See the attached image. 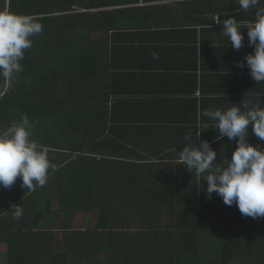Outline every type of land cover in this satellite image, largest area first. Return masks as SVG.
<instances>
[{
	"label": "trees",
	"instance_id": "1",
	"mask_svg": "<svg viewBox=\"0 0 264 264\" xmlns=\"http://www.w3.org/2000/svg\"><path fill=\"white\" fill-rule=\"evenodd\" d=\"M159 1L0 0V11L43 25L15 85L4 91L0 82V131L26 114L37 122L33 138L50 148L59 169L44 187L29 191L19 178L11 186L15 199L0 217L11 221L14 205L24 215L17 230L0 232L7 264H264V217L243 216L215 193L208 198L207 182L194 172L99 151L106 143L99 137L116 131L106 123L111 92L100 87L111 38L145 28V9L135 7ZM249 143L264 149L255 135ZM224 157L231 159L217 160ZM56 214L96 218L84 232L56 235L42 222Z\"/></svg>",
	"mask_w": 264,
	"mask_h": 264
},
{
	"label": "crops",
	"instance_id": "2",
	"mask_svg": "<svg viewBox=\"0 0 264 264\" xmlns=\"http://www.w3.org/2000/svg\"><path fill=\"white\" fill-rule=\"evenodd\" d=\"M192 1L205 3L189 4ZM233 1L161 0L135 7L145 9L142 22L146 27L111 38L109 72L100 87L111 92L106 123L116 131L110 134L109 129L99 137V144L106 140L105 146L99 145L100 152L113 148L114 156L124 155L129 162L161 169L174 167L175 171L185 173L186 168L176 161L187 144L184 138L190 129L189 139L195 146H199L200 140H207L217 158L232 155L236 141L229 142L227 137L217 139L214 122L203 117L202 112L240 106L245 97L253 102L259 100V106L264 107V83L251 78L246 64L243 68L237 66L253 52L248 29H241L244 38L239 50L221 33L225 19L246 23L254 18V10L246 12ZM154 52L158 59L153 58ZM248 131L250 138L251 126ZM88 149L85 154H90ZM10 195L11 187H0V211L15 199ZM55 203L53 211L58 209ZM95 218L94 214L74 218L56 214L44 217L42 222L51 228L47 232L61 235L91 229ZM7 220L0 217L1 234L13 232L21 225V219ZM0 252L2 263L7 264L5 244Z\"/></svg>",
	"mask_w": 264,
	"mask_h": 264
},
{
	"label": "clouds",
	"instance_id": "3",
	"mask_svg": "<svg viewBox=\"0 0 264 264\" xmlns=\"http://www.w3.org/2000/svg\"><path fill=\"white\" fill-rule=\"evenodd\" d=\"M237 3L246 12L254 10V18L246 23L225 19L221 33L239 50L244 38L241 29H248L253 52L244 57V62H237V66L243 68L246 64L251 78L264 83V6L261 0H237ZM42 31L43 25L32 15L0 11V82L4 91L10 90L24 71L21 61L25 50L33 46L32 37ZM152 55L159 58L158 53ZM241 101L240 106L202 112L203 117L214 122L217 139L227 137L229 142L236 141L231 159L224 157L223 162L218 161L217 152L207 140H200L199 146H195L189 139L192 133L189 129L184 138L187 144L179 151L176 164H182L188 172L207 182L208 198L215 193L225 205L235 204L243 216L264 217V149L249 143L248 131L251 126L252 134L264 141V107L259 106V100L253 102L245 97ZM36 123L25 114L0 131V187L9 188L19 178L22 187L32 191L44 187L50 174L59 170L49 158L50 148L33 138ZM11 211L17 220L24 215L22 206L14 205Z\"/></svg>",
	"mask_w": 264,
	"mask_h": 264
}]
</instances>
